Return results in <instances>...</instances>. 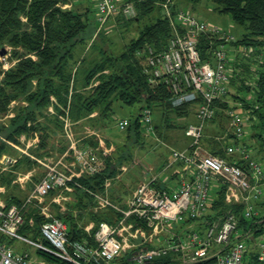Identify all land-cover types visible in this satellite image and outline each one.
<instances>
[{"label":"built area","instance_id":"obj_1","mask_svg":"<svg viewBox=\"0 0 264 264\" xmlns=\"http://www.w3.org/2000/svg\"><path fill=\"white\" fill-rule=\"evenodd\" d=\"M170 2L160 3L162 15L171 27L166 45L156 49L146 44L135 54L141 58L148 84L165 87L173 106L197 105L196 121L185 127L191 142L171 152L172 162L182 165L177 183L168 185L156 178L140 181L129 198L119 203L109 195L111 181L105 179L103 190L92 194L95 209L112 211L110 221L89 222L84 227L88 233L93 231L95 244L70 240L67 223L52 212L47 196L58 189L60 193L53 200L64 199L61 191L70 190L69 182L83 174L99 172L106 154L98 147L75 146L71 141V172L59 166L61 159L45 161L43 175L21 204L0 201V264H50L44 257L34 260L27 250L16 249L8 242L12 238L73 264H242L251 249L259 261H264V224L255 237L254 230L239 227L238 217L230 209L218 219L203 218L221 186L225 202L242 204L243 217L261 215L257 203L261 201L264 169L246 142L248 115L232 107L225 109L229 117V139L222 145L225 156L199 146L203 128L219 110L218 102L227 101L235 56L248 55L251 48L234 47V35L183 8H173ZM118 14L132 17L135 8L130 2L96 0V20L100 24ZM201 38L208 42L204 48L199 46ZM0 60L5 70L13 66L11 61L16 62L7 50L0 53ZM140 121L146 133L152 132L151 108L141 109ZM129 123L128 118H121L117 126L125 129ZM214 183L218 189L211 198ZM27 206L36 208L42 216L39 228L44 241L20 233ZM28 222L33 224V218ZM249 243L254 247L250 248Z\"/></svg>","mask_w":264,"mask_h":264},{"label":"trees","instance_id":"obj_2","mask_svg":"<svg viewBox=\"0 0 264 264\" xmlns=\"http://www.w3.org/2000/svg\"><path fill=\"white\" fill-rule=\"evenodd\" d=\"M67 1L0 0V45L12 47V55L18 59L10 69L2 72L0 68V75L1 72L3 73L0 77V117L7 113L12 100L19 103L26 102V104L18 103L14 107V116L8 119L7 125L0 123V155L8 148L5 140L18 142L19 134L25 133L30 136L33 131L38 132V148H43L49 143L48 139L51 138L54 130L60 128L61 118L69 115L78 119L95 112L97 108L104 113L105 117L115 99L128 104L141 102V109L145 106L158 108L162 112L163 122L167 124H170L167 120L168 112L172 111L178 116L188 113L189 103L173 106L165 87L153 88L148 84L141 70V58L135 54L146 44L156 49L166 45L171 34V27L168 19L162 15L160 3L164 0L126 1L133 4L135 15L127 17L118 14V23L140 22L142 19H148L149 23L144 24L138 35L130 39L122 51L113 54L111 51L100 50L103 53L102 56L98 59L93 58L90 67L82 70L74 69L71 63L74 49L78 44L88 43L87 40L93 37L97 20L94 16H88L91 9L80 12L63 7ZM209 1L216 5L218 12L230 14L234 23L243 25L245 28L241 37L236 38L231 44L234 47H250L251 51L247 52L248 55L235 56L234 73L230 79V85L236 79L241 80L237 88L246 90L249 96L245 98L238 95L239 104L247 113L248 120L253 121L252 128H255V131L251 133V138H256L260 146L258 151L264 154V0ZM93 42L87 49L95 48ZM207 43L206 39L201 38L199 46L204 48ZM242 58H249V63H245ZM240 66L242 72H249V77H244V74L238 71ZM51 95L56 98L55 113L48 117L45 109L50 103ZM218 105L228 107L227 101H221ZM39 117H43L44 121H40ZM129 121L125 129L138 139L144 130L140 113ZM50 122L53 124L52 131L48 126ZM156 126L154 125V128ZM247 137L248 146L253 147ZM204 140L212 143L211 153L225 156L223 144L219 139L205 137ZM83 142L97 145L93 137ZM57 146L59 152L66 148V144L62 142ZM255 147L257 149V146ZM253 156L259 158L257 154ZM226 158L233 159L227 156ZM103 159L104 165L99 172L91 175L83 174L69 182L73 190L69 192L71 199L65 201L64 211H60L59 205H53L54 214L67 223L70 240L95 244L93 231L88 233L83 226L89 221L97 224L101 220L110 221L111 219V210L93 209L92 192L103 190L105 179L115 176L116 167L121 162L129 160L130 155H116L112 152L104 155ZM25 160L32 164L36 163L28 157ZM57 192L58 189H54L50 191L49 196ZM22 201L15 198L7 204H21ZM259 203L264 204L262 201ZM209 207L212 213H206L203 217L205 219H218L230 209L237 215L239 227L254 230V236L262 231L264 212L251 219L243 217L242 204L225 202L223 186L217 191L216 198ZM23 215L25 223L20 228V232L30 234L29 237L34 240L44 241L39 228L43 219L37 209L27 206ZM30 217L33 218L31 225L28 222ZM36 251L54 264H73L45 251L38 249ZM255 253L253 249L249 250L242 264H264V261H259Z\"/></svg>","mask_w":264,"mask_h":264},{"label":"rangeland","instance_id":"obj_3","mask_svg":"<svg viewBox=\"0 0 264 264\" xmlns=\"http://www.w3.org/2000/svg\"><path fill=\"white\" fill-rule=\"evenodd\" d=\"M116 1L119 2L121 0ZM171 2H173V8H183L198 18L206 21L208 24L216 25L220 29L229 32L236 38L241 37V35L245 32L243 25L234 23L230 14L218 12L216 10V5L209 0H198L193 2L188 0H171ZM146 23H149L148 19H142L140 22L130 21L128 24H125L123 21L118 23L117 15L110 17L104 24H100L96 21L94 25L96 30L94 31L93 37L87 40V44H78L75 47L73 60H71L73 67L80 70L90 67L91 60L93 58L98 59L102 56L103 53H101L100 50L111 51L113 54L119 53L124 49L125 44H127L130 39L138 35L140 29ZM91 42L95 44V48L89 47L87 49ZM227 49L229 50V48ZM2 50H7L10 53L11 59L18 61L17 57L12 55V47H3L0 45V53ZM229 53L233 55V52L229 51ZM30 56L33 57L32 55ZM242 60L247 64L250 61L249 58H242ZM11 63L15 65V62L11 61ZM234 63L235 62H233V66ZM3 66L2 61L0 60V68L2 72L6 71L2 68ZM10 68L11 66L7 69ZM238 71L240 73L242 72L241 66ZM2 72L0 77L3 76ZM242 73L244 74V77H249V72L243 71ZM94 82L97 83L98 81L94 80ZM240 83L241 80L236 79V81L231 84L229 87V94L225 96V99L227 100L228 107H232L243 114H247L239 104L240 99L238 98V95L245 98L248 96L246 90H239L237 88ZM235 93L238 94L235 95ZM52 99H54L55 102ZM51 101L56 103L55 96H50V102ZM141 105V102L128 104L115 99L112 101L111 109L107 112L105 117L103 115L104 113L101 112L99 108H97L95 112L81 116L78 119H74L69 117V115H66L64 118H61L60 128L58 130H54L55 134L53 136V140L57 139L55 142L59 145L61 142L65 144L68 140L67 143L69 146L71 141H73L75 146H77L76 140L79 143V140L82 142L83 140L89 139V137H93L94 139H98L99 142L101 141L102 145L107 148V153L113 152L114 154L116 153V155H130L129 160L123 161L119 164L115 176L111 178V186H109L110 190H108V193L110 196L112 195V197H118L116 195H119L122 199H128L127 197L131 195L130 192L135 188V186L141 180L147 178L152 171L154 173H158L160 178H165L169 172L163 171L162 167L165 162L172 159V150L184 149L191 142V139L185 135V127L188 123L196 121L195 110L197 105L195 103L190 104L186 115L178 116L172 111L168 112L167 120L170 124L163 122L161 117L162 112L160 109L151 107L152 124L157 126L152 130V132L143 133L141 137L137 139L133 133H129L126 129H120L117 126V121L121 118L133 119L141 112ZM47 107L50 111L52 106L49 104ZM228 107L225 108L220 105L218 108L219 113H217L216 116L203 128V135L199 144L202 149L211 153L210 147H212V143H207V141L204 140L205 137H213L214 140H218L219 137H221L219 140L222 144L228 142L229 117L227 115V111H225ZM11 108H14V106L12 107L9 105L8 109ZM53 111H55V107H53ZM249 122L251 125V133H253L255 131V128H252L253 121L248 120V124ZM65 128L66 130L68 129L67 134H69L70 137L67 136V134H64ZM249 142L253 146H249L250 153L252 155L257 154V157H259L258 160L261 163L260 165H262V169H264V154L258 151V147H260L258 144L259 142L255 137H252V139L250 138ZM80 143L79 145H81ZM255 146H257V149ZM13 150L16 151L14 148L11 149V151ZM36 163L33 165L34 167L38 165L34 172L35 175L36 173L39 174L43 169L41 168V164L37 161ZM122 165L126 167L128 166L129 169H126L127 171H123L120 168ZM172 183L175 184L176 181L173 180ZM217 186L218 184L216 183L212 185L210 190L211 198L215 197L218 189ZM261 189L262 194L260 196V200L264 203V184L261 185ZM50 197L51 196L48 197V201H50ZM52 197L55 196L52 195ZM67 200H69V198H67ZM208 208L207 214L212 213L211 208ZM257 209L260 213L264 212V204L257 203ZM198 226L203 227L202 224H199ZM258 235L255 237H258ZM255 237L253 236L252 238ZM15 245L19 250H27L36 260L43 257L37 253L36 249L31 244L27 242L16 241ZM249 245L250 248L254 247L252 243H249ZM50 264L54 263L50 262Z\"/></svg>","mask_w":264,"mask_h":264},{"label":"crops","instance_id":"obj_4","mask_svg":"<svg viewBox=\"0 0 264 264\" xmlns=\"http://www.w3.org/2000/svg\"><path fill=\"white\" fill-rule=\"evenodd\" d=\"M126 1H128V0H121V1H119V3L121 4V3H124ZM63 7L73 8V9L79 10L80 12L85 11L86 9H91V11L88 13V16L96 17V0H68L66 3L63 4ZM6 70H8V69H6ZM52 100L55 102L54 99H52ZM53 101H51L49 103L52 106L50 108V111H49L47 106L45 109V113L48 115V117L53 116V114L55 113V111H53V107H55L56 103H54ZM18 103L19 102H17L16 100H12L9 105H11L12 107L13 106L15 107ZM19 104H26V102L21 101ZM13 116H14V108L8 109L7 113L4 116L0 117V123L7 125L8 119L13 117ZM39 120L43 122L44 118L39 117ZM48 126H49V129L52 131V128H53L52 122H50ZM247 127H248L247 133L250 134L249 138L247 137L248 142H249V140L251 138L250 122H249ZM122 130H124V129H122ZM67 133H68V129L66 130V128H65L64 134H67ZM143 133H146L145 130H143ZM54 134H55V132H53L51 134V136H50L51 138L48 139L49 143L43 148H38L39 147V136H38V132H35V131H33V134L30 136H27L25 133L19 134L18 142L5 140L8 144V148L6 151L2 152L0 155V201L7 204L9 201H12L15 198L23 200L27 196V194L32 190L34 184L43 175V173L45 171V165L43 164V162H45V161L56 162L59 159H61V163L59 164V166L66 169L68 172H71V170L73 169V165L71 164V163H73V157H72V153L70 152L69 145L67 143L68 140L65 143L66 145H68V146H66L65 150H63L62 152H59L58 146H57L58 144H56V142H55L57 139L53 140ZM67 136L70 137L69 134H67ZM95 140L97 141L96 146L89 145L87 143H84L83 141L81 142L80 140H79V143L81 142L80 143L81 145H79L77 140H76V143L78 146L98 147L99 150H107V148H105L102 145L101 141L99 142L98 139H95ZM13 148L16 149V151H14V150L11 151V149H13ZM254 151H255V149H254ZM16 152H18V153H16ZM107 152L108 151H106V154H109ZM33 153H34V156H33ZM253 154H254V152H253ZM26 157L30 158L31 160H33L35 162L37 161L39 164H41V166H42L41 168H43V169L39 174L36 173V175H35V173H34L35 169L38 165L36 167H34L33 166L34 163L32 164V163L27 162V160H25ZM120 168L123 171L124 170L127 171L129 169L128 166L126 167L124 165L120 166ZM116 169L118 170V167H116ZM181 169H182V165L178 162H172V159H171L170 161L165 162V164L162 167L163 171L169 172V174L165 178H160L159 177L160 175L158 173H154L152 171V173L147 178H144V180L156 178V179H158V181L160 180V181L165 182L168 185L174 186L180 177L179 173H180ZM111 178H113V177H110L108 179H110V181H111ZM144 180H141V181H144ZM173 180L176 181L175 184L172 183ZM110 186H111V184H110ZM72 190H73V187L70 185V190L61 191V194L64 196V199H61L59 202L54 201L53 200L54 197H52V196L50 197V201H48V197H49V195H48L46 201L49 202L51 210L53 209V205L56 204V205H59L60 211H64L65 201H69L71 199L69 192H71ZM108 190H110V188H108ZM132 191L130 193H132ZM59 193H60V191L58 190V192L56 194H54L53 196H56ZM120 194H122V193H120ZM116 196H118V197H111V198H114L113 200H115L119 203H123L124 201L127 200V199H122V197L119 195H116ZM67 198H69V200H67ZM127 198H129V197H127ZM93 202H94V199H93ZM93 209L94 210H104V209H95L94 205H93ZM52 212H53V210H52ZM89 222H93V221H89ZM89 222H87L83 226V229ZM21 234H23V233H21ZM23 235L29 237L30 234H23ZM16 241L25 242L24 240L17 239V238H14V239L12 238L8 242L10 244H12L16 249H18L15 245ZM34 260H36V259H34Z\"/></svg>","mask_w":264,"mask_h":264},{"label":"water","instance_id":"obj_5","mask_svg":"<svg viewBox=\"0 0 264 264\" xmlns=\"http://www.w3.org/2000/svg\"><path fill=\"white\" fill-rule=\"evenodd\" d=\"M1 53H4V51L2 50Z\"/></svg>","mask_w":264,"mask_h":264}]
</instances>
